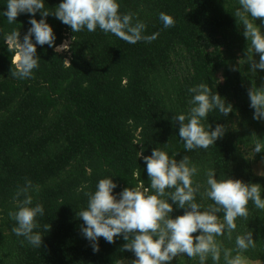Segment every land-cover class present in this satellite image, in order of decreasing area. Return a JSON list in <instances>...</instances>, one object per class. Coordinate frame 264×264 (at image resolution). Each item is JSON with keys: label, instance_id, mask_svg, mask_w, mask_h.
Masks as SVG:
<instances>
[{"label": "trees", "instance_id": "1", "mask_svg": "<svg viewBox=\"0 0 264 264\" xmlns=\"http://www.w3.org/2000/svg\"><path fill=\"white\" fill-rule=\"evenodd\" d=\"M58 3L45 0V7L54 10ZM4 7L0 0V10ZM238 7V0H120V12L135 13L146 24V35L159 32L151 43L136 44L99 29L72 33L49 15L55 44L69 37L70 48L57 53L37 46L39 68L24 80L10 74L11 53L3 34L17 28L22 38L29 16L18 15L13 24L0 16V264H120L134 259L122 250V238L113 243L99 238L94 253L80 232L83 221L76 212L86 206L84 192L94 190L105 176H113L115 192L140 181L147 186L145 164L137 156L141 148L149 155L152 148L167 145L169 155L177 152L175 159L187 155L199 168L193 183L202 185L201 192L209 168L218 179L229 176L264 188V175L253 170L264 161V151H252L256 142L264 144V121L252 118L247 94L249 88L264 85V70L255 75L248 71L244 26L232 15ZM160 12L172 15L174 26L164 29ZM260 19L254 20L258 26ZM201 82L233 111L227 117L210 113L208 123L224 124V135L207 150L185 152L172 117L187 111V89ZM25 179L38 189L30 191L33 203L45 210L37 218L43 235L39 249L21 243L23 237L12 233L15 221L8 217L14 210L12 196ZM197 202L212 203L201 201L199 194ZM173 207V216L182 214ZM247 207L249 216L237 218L231 239L217 240L235 255V237L252 232L255 246L242 255L264 264V210L251 202ZM218 215L222 220L223 213ZM46 224L50 227L44 231ZM171 264L197 261L180 255ZM219 264H224L222 255Z\"/></svg>", "mask_w": 264, "mask_h": 264}, {"label": "clouds", "instance_id": "2", "mask_svg": "<svg viewBox=\"0 0 264 264\" xmlns=\"http://www.w3.org/2000/svg\"><path fill=\"white\" fill-rule=\"evenodd\" d=\"M5 5L0 10L8 24L16 22L21 14H28L30 25L21 38L20 31L13 28L10 33L3 34V44L11 53L10 74L14 79H30L33 70L39 68L37 46L47 45L55 52L68 51L70 43L63 41L55 44L56 34L47 22L49 15L69 26L72 33L97 29L105 34H112L128 44L138 42L151 43L159 32L145 34L146 24L135 13L120 12V0H59L54 10L45 7V0H3ZM239 7L232 14L244 26L243 35L248 42V71L255 75L257 70H264V0H238ZM39 13V19L35 18ZM260 19V25L254 23ZM158 20L164 29L174 26L172 15L160 12ZM72 41H75L73 36ZM258 54V59L255 58ZM66 59V65H69ZM190 95L186 112L172 117L177 122L178 137L183 142L185 152L195 149L207 150L218 138H221L226 127L207 121L213 111L225 117L233 111L232 105L213 91L207 83L201 82L188 87ZM249 107L253 109L252 118L264 121V85L248 89ZM253 153L264 151V144L256 142ZM176 151L171 155L165 148H152L149 155H143V148L138 151L144 164L149 183L143 181L135 186L124 187L119 192L113 176H105L97 180L94 190L85 191L86 206L76 212L82 219L80 232L89 242L92 251H99V238L107 243L122 238L125 243L122 250L130 251L134 259L130 264H171L173 259L184 255L197 264H219L221 255L224 264H248L242 255L250 247H254L252 232H244L235 237L236 254L232 249L223 248L217 237L226 236L236 230L237 218L247 219L249 202L258 210H264V188L259 183L244 182L229 176L217 178L216 170L209 168L203 185L193 183V177L199 168L187 155L175 159ZM264 175V171L258 172ZM30 191H38L32 182L25 179L23 186L16 189L12 196L14 210L8 212L10 220L15 221L11 228L17 237H23L21 243L33 248L42 245V234L38 217L44 215L41 203H33ZM79 192L80 189H77ZM205 198L212 203L205 206L197 202ZM175 209H182V214L173 216ZM218 213H223V219ZM44 225V231L49 229ZM195 234V235H194Z\"/></svg>", "mask_w": 264, "mask_h": 264}, {"label": "rangeland", "instance_id": "3", "mask_svg": "<svg viewBox=\"0 0 264 264\" xmlns=\"http://www.w3.org/2000/svg\"><path fill=\"white\" fill-rule=\"evenodd\" d=\"M63 41H68L69 42V37H66ZM253 170H254V172L256 174L258 172L264 171V161H260V162H257L256 164H254L253 165ZM120 264H130V261H125V262H122ZM248 264H263V263H258V262H254V261L248 260Z\"/></svg>", "mask_w": 264, "mask_h": 264}]
</instances>
